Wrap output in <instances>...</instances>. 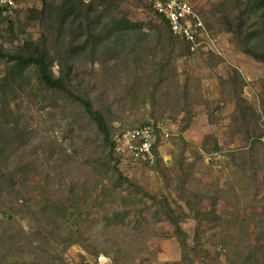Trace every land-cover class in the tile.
Masks as SVG:
<instances>
[{
	"label": "rangeland",
	"instance_id": "374dc122",
	"mask_svg": "<svg viewBox=\"0 0 264 264\" xmlns=\"http://www.w3.org/2000/svg\"><path fill=\"white\" fill-rule=\"evenodd\" d=\"M56 1L17 0L13 9L0 14L2 50L13 52L22 49L24 43L42 46L53 59L50 71L55 77L59 75L54 61L57 45L48 15L54 14L51 4ZM82 1L88 4L93 0ZM188 1L204 25L211 23L215 28L212 27L215 32L208 31L212 37L210 44L192 48L188 56L172 63L173 69L168 72L171 82H177V90L186 88L187 94H195V99L188 100L190 104L183 103L185 107L180 109L181 102L175 100L179 96L176 89L164 96L169 106L161 110L152 108L148 94L144 99L141 94L130 98L127 89L141 83L140 87L150 90L146 85L147 73L161 67L160 59L146 53L147 49H140L139 64L133 62V53L128 50V54L116 58L102 55L94 61L84 59L78 52L73 78L65 91L49 89L31 70L30 88L23 94L17 93L15 100L9 102L11 119L19 120L31 133L28 144L7 161L9 167L36 161V172L17 184L14 192L20 191L25 199L48 197L54 202L67 195L68 187L77 178L82 182L90 177L91 171L81 164L87 155L99 154L96 149L99 133L78 99H87L92 109L106 119L113 142L124 131L155 121L170 136L157 142L153 163L132 160L115 145L119 170L149 197L165 199L175 214L184 211L186 216L180 228L189 246L185 264H229L226 260L231 245L241 246L245 251L253 245L264 247V63L242 53L233 36L212 20V17L218 19L219 4L224 0ZM239 1L242 6L264 10V0ZM110 15L118 21L134 23L150 35L152 27L162 23L146 0H120L118 10ZM6 65V60H0V78ZM234 72L243 82L241 85L240 80H233ZM199 95L207 105L196 99ZM182 168L187 173L183 177ZM107 186V181L100 184L79 205L76 216L72 217L74 223L64 225L71 226L73 240L81 232L77 239L79 243L89 244L90 253L78 244L55 243L43 246L48 258L60 259L57 264L178 263L183 252L175 226L163 215H155L158 207L147 198L135 209L123 207L115 194H133L132 189L124 185L114 194ZM179 194L190 200H195V196L205 197L199 205L200 218L189 213L177 197ZM12 197V194L4 195L3 199L9 201ZM13 209L14 223L28 238L36 239L38 222L29 216L25 206L15 203ZM203 214L210 217L207 215L205 219ZM111 223L140 228L141 233L138 236L135 233V244L130 245L131 252L136 244L135 250L140 249L133 262L126 263L123 258L114 261L113 252L93 255L95 250L102 251L100 232ZM223 228L226 231L221 233ZM123 236L115 233L112 237L121 245ZM13 260L14 264H33L29 255Z\"/></svg>",
	"mask_w": 264,
	"mask_h": 264
},
{
	"label": "trees",
	"instance_id": "16d2710c",
	"mask_svg": "<svg viewBox=\"0 0 264 264\" xmlns=\"http://www.w3.org/2000/svg\"><path fill=\"white\" fill-rule=\"evenodd\" d=\"M14 1L16 3L17 0ZM119 2L120 0H93L85 4L82 0H57L51 4V10L54 14H49L48 18L50 21L49 28L55 30L52 36H54L57 45V51L54 55V61L58 65L59 72L57 77L50 71V61L53 62V59L49 57L48 51L43 49L42 46L24 43L22 49L13 52H5L0 47V60L7 61L4 76L0 78V214L2 215L0 218V264H14L13 259L25 255L30 256L33 264H57L60 259L59 261L50 260L48 258L50 256L43 248L44 245L49 246L55 243L78 244L90 253L89 244L79 243L80 241L77 239L79 238L77 236H81V232L73 240V235L69 231L70 225H64L74 223L72 217L76 216L79 205L84 204L89 196L96 192L99 185L106 181L109 192L116 193L124 185L132 189L133 194L124 196L120 193H114L123 207L135 209L144 198L149 199L157 206L158 210L155 215H163L166 220L173 224L177 238H179L183 253L181 260L176 264H185L187 261L189 246L185 241V234L180 228L182 218L186 216L184 211H180L178 215L175 214L165 199L162 198L163 201H161V198L149 197L140 187L123 176L118 168L119 161L115 157L116 142L114 141V144L112 141L106 119L101 113L92 109L87 99H78V101L95 123L100 136L99 147H96L99 154L96 157L87 155L82 162L83 164H81L82 167H86L91 171L89 173L90 177H85L84 182H80L81 178H77V182L68 187L67 195L65 197L60 196L54 202L48 197L40 200L25 199L21 196L20 191L14 192L17 184L27 181L29 176L37 170L36 161L34 160L12 167L8 166L7 161L12 154L29 142L31 132L25 126L22 127L19 120L11 119L9 102L15 100L17 93L23 94L30 88L31 70H34L38 81L49 89L65 91L73 78L72 72L74 62L77 60L76 57L82 55L84 59L94 61L95 58L102 55L111 58L115 56L114 58H116L122 53L125 54L126 52L128 54V51H132L133 62L139 64L142 59L140 49H147L146 53L160 59L161 67L152 69L147 73L149 82L146 85L150 90L140 87L141 83H135L127 89L130 98L134 99L135 95L140 94L145 97V94H148V102L154 110H161L163 106L168 107L169 102H166L167 99L164 96L174 92L175 89L179 95L175 100L181 102L179 105L181 110L185 107L184 104H190L189 101L195 99V94H187L186 88L177 90L179 89L177 82H171V77L168 75V72L173 69L172 63L190 54L191 45L184 39L173 36L167 22L157 14L162 23L152 27L153 33L151 35L142 31L134 23L126 20L118 21L113 17H109L110 14L113 15L116 9L118 10ZM241 3L239 0H224L219 4L218 19L214 20L212 17V20L215 21V24L219 23L226 32L233 36L242 53L257 62L264 63V10L245 7ZM100 6L103 9L99 10L98 7ZM2 11L5 12L6 10L0 9V14ZM196 13L199 15L197 11ZM200 19L202 20L201 17ZM204 26H206L207 32H215L212 31L213 26L211 23H206ZM45 40L46 38L43 41ZM78 52L80 55H78ZM146 56L143 60H146ZM158 69H160V72ZM234 78L233 80H240L237 73H235ZM150 80H153L155 85ZM242 83L240 80V85ZM262 84L264 85L263 81ZM11 95L14 97H10ZM200 96L196 99L207 105L204 99H199L202 98ZM162 97L164 98L162 99ZM175 104L178 105V103ZM262 104L264 110V99ZM171 105H173L172 102ZM173 106L175 107V105ZM150 124L156 126L155 121L150 122ZM159 139L156 136L151 148L154 155ZM85 142H87V139ZM180 171L182 177L187 174L183 168ZM69 180L73 182L71 179ZM63 184L66 185V183ZM11 194L13 195L12 200L5 201L3 199L4 195L10 196ZM137 194L141 196L137 197ZM177 197L184 203L189 213L197 218L201 217L199 215V205L205 197L195 196L193 197L195 200L182 197L181 194ZM15 203L19 207L25 206L29 216L38 222L36 239L30 236L28 238L27 233L14 223L13 216L16 211L13 209V204ZM207 215L210 217V214H203V218L207 219ZM139 230L140 228L137 227L133 228L129 225L113 223L103 226L100 232V236L103 238L102 251L95 250L93 255L98 256L100 253L113 252L114 261L123 258L126 263L133 262L140 249L135 250L138 245L136 244L134 251L131 252L130 245L131 243L135 244V233L138 236V233H141ZM225 231L226 229H221V233ZM124 232H127L125 236H123ZM115 233H121V236H123L124 240L121 241V245L116 244V239L112 237ZM126 236H128V239L125 238ZM229 248H231V253L226 260L229 264H264V247L260 245L249 246L247 251L238 245H231ZM260 248L263 249V252L260 251ZM129 252H131L130 255Z\"/></svg>",
	"mask_w": 264,
	"mask_h": 264
},
{
	"label": "built area",
	"instance_id": "2783aa9c",
	"mask_svg": "<svg viewBox=\"0 0 264 264\" xmlns=\"http://www.w3.org/2000/svg\"><path fill=\"white\" fill-rule=\"evenodd\" d=\"M146 1L152 11L167 22L173 36L184 39L192 48H200L211 43V35L188 0ZM15 5L14 0H0V9L8 11ZM156 136L167 139L170 133L160 124L153 126L147 123L118 135L115 138L116 147L122 148L131 159L152 164L154 154L151 148Z\"/></svg>",
	"mask_w": 264,
	"mask_h": 264
}]
</instances>
